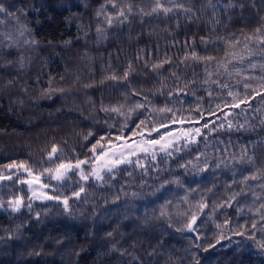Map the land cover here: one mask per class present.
I'll list each match as a JSON object with an SVG mask.
<instances>
[{
    "label": "clouds",
    "instance_id": "1",
    "mask_svg": "<svg viewBox=\"0 0 264 264\" xmlns=\"http://www.w3.org/2000/svg\"><path fill=\"white\" fill-rule=\"evenodd\" d=\"M234 20L243 27L233 31ZM189 21L205 25V42L238 39L240 48L247 42L253 63H264V47L245 41L264 34V0H0V156L23 155L59 197L37 199L27 191L23 203H11L17 184L0 182L6 221L0 222V264H201V259L217 264L219 257L200 253L221 232L227 239L233 230L244 233L241 241H232L234 264H264V187L249 189L238 175L247 157L264 160V109L237 114L241 118L233 117L230 128L210 130L203 141L177 146L170 155H144L139 166L126 164L102 179L88 168L87 180L75 168L59 179L46 171L90 158L105 129L120 123L123 131L134 119H151L144 109L158 108L155 97L165 94L155 82L137 86L131 79L149 75L145 50L136 41L144 36L162 44ZM165 56L171 58L148 59L150 72L151 63ZM161 79L171 87V77ZM7 122L12 131L2 127ZM213 133L220 135L209 139ZM10 174L0 168V175ZM244 175H256L264 185V170ZM197 201L207 208L186 207L177 214V204ZM205 212L214 243L187 235L188 217Z\"/></svg>",
    "mask_w": 264,
    "mask_h": 264
},
{
    "label": "snow or ice",
    "instance_id": "2",
    "mask_svg": "<svg viewBox=\"0 0 264 264\" xmlns=\"http://www.w3.org/2000/svg\"><path fill=\"white\" fill-rule=\"evenodd\" d=\"M161 11H168L163 5L159 6ZM243 35V31H241ZM248 39H255L260 43L261 47H264V34L257 32L254 37H245V41ZM200 45L204 49H208L209 46H212V51L219 50L222 54L212 55L204 54L201 55L196 50V41L192 40L191 43L188 41L184 42V54L182 58L173 59L165 56L163 60L159 62L151 63V72L154 74L153 79L157 80V91L172 97L175 96L176 100L180 99L181 95L191 94L195 96V91L197 88H203L208 97H213L214 92L217 96L223 101V103L217 102L215 108L208 109L209 115H217V113H224V115L219 116L218 119L221 121L219 124H216L213 121L211 124L205 120L201 127H194L191 129H179L177 132L166 131L164 134L160 135L158 139H141L135 144L128 143L127 139L119 135L115 138V141H123V143H115L111 137H102L97 140L95 144L92 145L90 151L91 156L88 159H75L72 161L62 162L58 164L54 169H47L46 171L54 173L56 178L59 179L66 175L71 169H79L80 175L84 180L88 179V176L84 174V169L87 166L91 170V174L97 179H102L105 172H111L114 169H117L121 166H124L129 163H134L140 165L141 154L150 155L153 159L160 154L170 155L175 151L177 146H182L185 144H191L197 141H203L205 138L204 129L207 130V133L210 130L217 129L219 127L227 126L232 127L233 120L229 119L232 112H225V109H240L238 114H244L248 111L249 108H253L251 100L256 97H260L259 104L253 108V111H260L264 109V63L259 65L253 63L255 57L252 55L253 48L245 42L244 46L240 48V41L238 39L220 41L212 40L211 42H205L201 37L199 41ZM239 49V50H237ZM264 59V58H262ZM144 64L146 69H148L149 60L144 58ZM195 64L202 68L203 76L200 77L199 73L192 70V78L187 79L184 74L180 73V65H183L185 68H191ZM165 65H169L170 77L172 78L171 87H167L161 77H164V74L161 72V69H164ZM247 65V67H244ZM131 68V65L129 66ZM259 68V75L247 74L249 70H255ZM199 77V78H198ZM227 77V79H224ZM233 78H235V83L237 85H242L243 93L238 90H235L234 86L230 83ZM215 86V87H214ZM166 89V92H165ZM218 90V91H217ZM226 97H231V100L228 101ZM140 98V97H139ZM199 100V98H197ZM139 100V99H138ZM147 102V101H145ZM171 102V101H170ZM246 105V107H241ZM137 108H143L142 103L135 105ZM119 108L114 107L112 111L119 112ZM144 110L149 111L150 120H140L139 123L143 127H147L149 124L153 126L148 129L149 132L155 131L157 133L160 130L167 129L169 127L168 122L171 121L172 124L184 125L186 122H193L191 117H183L176 115V109L168 107L165 105L160 108H151V110L145 108ZM195 111L200 115V118H203V113L201 112L199 104L197 105ZM152 114H171L166 117V119L155 120L152 118ZM199 123V121H195ZM143 137L144 133L142 130L137 133ZM183 141V144L180 142ZM264 143V141H261ZM226 151V150H225ZM246 152L247 149L245 148ZM55 147L52 149L50 155L55 154ZM248 165L244 170L239 173L240 184H246L249 189H255L258 185L264 187L256 179V175L245 176L244 173H253L264 170V160L253 161L251 157H247ZM0 168H5L8 170L10 175H0V182L11 181L13 185L19 184L26 186L27 191L31 192V195L37 199H47V200H58L59 197L53 194H50L48 189L50 185L44 182L43 175L37 173L30 168L25 161H16L11 160L8 163L0 164ZM23 174V175H22ZM0 187H3V184L0 183ZM82 191V189H81ZM79 192H74L73 196H79ZM24 193L22 190H19V194H14L13 200L11 203L20 204L23 203ZM264 195V194H261ZM255 199V197H253ZM184 200H188V196L185 195ZM63 203L65 206L68 204V199H64ZM225 204L228 207H233L234 204L229 203L226 198ZM182 204L176 205L177 214H181L187 208L196 207L201 210L206 209L207 205L197 201L192 205H187L182 208ZM168 204L162 206V208H167ZM261 207H264V204H261ZM208 213L205 212L204 219L207 218ZM202 217H197L195 213H192L188 219L185 227L188 230V234L196 233V236L192 238L194 240L199 238L198 231V221L203 223ZM261 223L264 224V219L261 220ZM219 227V226H218ZM242 227H247V225H242ZM256 225H252V229L255 230ZM243 232L233 230V236H243ZM249 238H251V233H249ZM232 237H228L227 240L231 242ZM225 240L223 233L219 234L217 242L212 245L215 247L216 244H220L221 241ZM261 246H264V241L261 242Z\"/></svg>",
    "mask_w": 264,
    "mask_h": 264
},
{
    "label": "trees",
    "instance_id": "3",
    "mask_svg": "<svg viewBox=\"0 0 264 264\" xmlns=\"http://www.w3.org/2000/svg\"><path fill=\"white\" fill-rule=\"evenodd\" d=\"M226 2V0H225ZM29 16L32 15V13H28ZM243 27L242 24H240L238 21H233L231 28L233 31H236L238 28ZM219 31V29H217ZM208 36V31L205 28L204 24L196 25L195 23L189 21L187 22L186 26H182L179 30L176 31L174 37H169L167 40L163 41L162 44H158L154 42L153 40L141 36L139 40L136 41V46L140 48H144V58L145 59H156L158 56L163 57L164 55L171 56L174 60L183 57L184 54V42L188 41L191 43L192 40L196 41V50L201 54H212V55H217V54H222L220 53L219 50L217 51H212V46L210 45L209 48L206 50L202 45H200L199 41L201 37L207 38ZM51 38V37H49ZM113 50V49H110ZM117 54H119V49H114ZM133 52H135V48L131 49ZM256 59V58H255ZM170 69L169 65H165L164 69H161V72L164 74V76L170 77L169 71H166ZM195 69L197 73H199L200 77L203 76L202 68L193 64L191 68L187 69V72L185 77L187 79L192 78V70ZM180 73H184V66L180 65L179 68ZM144 72L149 73L148 76H139L137 74H133L131 79L133 82L139 86L141 84H144L148 87H151L153 85V82L157 83V80L153 79L154 74L150 72L149 69H144ZM247 74L251 75H259L260 74V69L257 68L255 70H249ZM199 78V77H198ZM224 79H227L225 77ZM235 90L240 91L243 93V88L242 85H237L235 83V78L230 82ZM215 87V86H214ZM218 91V90H217ZM151 95V94H149ZM199 98V100L197 99ZM134 99H140L139 97H134ZM228 101L231 100V97H226ZM171 101V102H170ZM260 101V97H256L255 99L251 100V104L253 108H255ZM155 104L158 108L164 107L167 105L168 107H172L176 109V115L177 116H183V117H191L193 118V122L188 123L186 122L184 125H197V127H201V125L204 123L205 120H207L210 124L215 121L216 124H219L221 121L218 119L219 116L224 115V113H217V115H209L208 109L210 108H215V104L217 102L223 103V101L220 99L219 96H217L216 92H214L213 97H208L203 88H197L195 91V96L189 94L186 95H181L180 99L177 101L175 96H172L169 98V96H161L157 94L155 97ZM199 104L201 112L203 113V118H200V115L195 111L197 105ZM241 107H246V105H242ZM253 108H249L248 111L244 114H249L253 113ZM145 114L148 115L149 111L144 110ZM225 112H232L233 114L229 116V119L233 120V117H236L237 119H240V116H237V114L240 112V109H225ZM171 114H152V118L159 121L162 119H166V117ZM199 121V123H196L195 121ZM140 119H134L132 122L129 123V125L125 128H123V131H121V124L118 123L117 127L112 128V129H105L104 132L102 133L105 137H110L112 140L117 143L118 141H115V138L119 135L124 136L126 139H134L139 137L138 131L142 130L144 133V137L146 138H157L160 134H162L166 129H161L159 133L152 131L149 132L148 129L151 128L153 125L149 124L147 127H143L139 123ZM169 127L168 128H174L177 127L180 124H172L171 121L168 122ZM2 127L6 131H12L14 128V125H12L11 122H7ZM167 128V129H168ZM17 131H20L21 129H16ZM205 135L207 134V130H203ZM219 133H213L212 136L209 137V139H213L216 136H219ZM183 144V141L180 142ZM91 155V153H89ZM162 155V154H161ZM143 156V154H142ZM25 157L23 155L20 156H9V157H4L0 156V164L8 163L11 160H16V161H22ZM83 158V157H82ZM87 168V166H85ZM167 175V174H166ZM119 179V178H118ZM4 184L12 185L11 181H4ZM172 186H169L171 188ZM125 188H127V185H125ZM5 192L7 189H3ZM17 190H22L24 194H27V188L26 186L19 185L15 188H13V191ZM167 190V189H166ZM50 194H52L51 190L48 189ZM178 195L183 194V190H177ZM39 203V202H37ZM139 203V202H138ZM182 208L186 207L185 205H181ZM207 211V210H206ZM229 215H234V209H229ZM202 220L204 221L205 219L202 217ZM243 221V218L240 219V222ZM0 222H4L6 226V221H4L3 214L0 213ZM198 226H199V242L200 243H205V240L207 239L208 243H214V241L211 240V233L214 231V226L211 224V222L207 223H201L198 221ZM203 234V235H202ZM189 236H196V233L193 234H188ZM243 238L240 236H232L231 242L227 239L223 240L220 242V244H216L215 247H210L207 252H201L200 255L201 257H208L209 255H214L219 257L217 260V264H234L235 258L233 257V252L236 250L237 245L233 244L232 241H241ZM231 245V246H229ZM244 260H249V253H242ZM201 264H204V259H201ZM243 264V261L241 262ZM251 264V262H249Z\"/></svg>",
    "mask_w": 264,
    "mask_h": 264
},
{
    "label": "rangeland",
    "instance_id": "4",
    "mask_svg": "<svg viewBox=\"0 0 264 264\" xmlns=\"http://www.w3.org/2000/svg\"><path fill=\"white\" fill-rule=\"evenodd\" d=\"M194 127H197V125H178L177 127H174V128H168V129H166L162 134H164L166 131H172V132H177L179 129H182V128H184V129H191V128H194ZM162 134H160V135H162ZM159 135V136H160ZM159 136L157 137V138H155V139H158L159 138ZM141 139H150V138H146V137H141V136H139V137H137V138H134V139H127V141H128V143H130V144H135V142H137V141H139V140H141ZM117 143H123V141H118ZM142 155V154H141ZM23 175V174H22Z\"/></svg>",
    "mask_w": 264,
    "mask_h": 264
}]
</instances>
